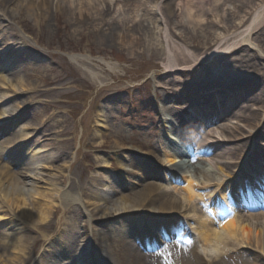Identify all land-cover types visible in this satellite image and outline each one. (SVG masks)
<instances>
[{
    "label": "rangeland",
    "instance_id": "1",
    "mask_svg": "<svg viewBox=\"0 0 264 264\" xmlns=\"http://www.w3.org/2000/svg\"><path fill=\"white\" fill-rule=\"evenodd\" d=\"M3 1L0 0V5ZM205 1L208 2V0ZM263 4L264 0H254L253 4L247 7L244 12L251 16L252 11L259 9ZM32 6L30 13L26 8V11L23 9L22 12H19L15 6L12 8L8 6L5 11L8 18L0 22V54L1 51H6L3 58L0 57V76L3 75L2 81L5 79L4 83L0 81V99L2 95L3 98L6 95V103H11L5 105L4 108L21 111L19 119L14 121L12 128L6 132H2L4 125L1 122L0 148L2 147V151L7 152V155H12L13 151L20 150V148L25 149L28 153L22 154V157L27 162H30L32 150H40L37 155L38 163L31 168L36 177L28 175L27 178L30 180H42V184L47 185L43 179L51 178L44 172L46 171L44 167L47 166V163L52 162L54 164H52L51 172L56 176L53 179H56V182L61 181L60 187L63 191L73 192L79 196V193L84 192L87 188L92 189L91 185L89 187L86 185L91 177L97 179L105 173H110L114 175V178L124 179V174L132 171L130 162L133 157L131 156L130 161L122 163L116 161V157L120 159L133 152L141 158L135 161L139 166L147 163L149 167L153 166L160 172L162 170L164 180L152 183H156V187H161L164 191L172 192V186L167 180L170 175L166 171L169 168L160 163V158L155 159L154 165H152L149 153L151 150L155 151L154 145L158 146L161 141L164 142L163 139H167L165 143L171 140L168 133L158 129V127H162L160 121L162 110L166 109L167 111V109L178 107L191 108L192 106L194 110L198 111V105L193 103L195 100H189L190 92L186 91V86L191 89L196 88L198 100L210 101L209 110L215 108L220 101L215 98L216 93L225 96L234 95L232 93L239 89L245 92L241 103L246 102L247 104L241 106L250 108V105L254 104L256 108L262 110L258 118L261 119L263 116L264 71L258 62L252 60L251 57L255 56L253 51L245 49L236 55L230 53L227 55L226 61L220 60V62L219 60L215 61L213 56L210 62L197 64L194 70L177 71L181 82L179 85L170 83L167 86L166 69L162 65L164 51L158 47L149 48L142 39L143 35H137L134 31L133 35L131 33L128 35L124 31L123 24L117 26L114 23L111 26H101L110 37V39L102 40L101 37L104 35L101 36V32L99 34L88 33L92 30L86 29L91 27H72L65 20L69 16L73 18L72 15L75 16L76 12L67 13L62 17L55 16V12L51 10L49 15H44L45 18H41L40 11L43 13V10L39 11L35 5L33 9ZM92 18L94 20V16ZM143 19L145 20L146 17L141 15L137 20L144 23ZM234 19H236L234 23L238 24L239 18ZM138 21L129 24L130 29L133 26H138L135 25ZM262 25L264 28V22ZM206 28L208 29L205 32L187 33L183 42L195 54H198L199 59L209 52H214L217 49V43L220 42L218 37L221 36V33L219 35V32L222 31L221 28H214L211 25H207ZM229 31L234 30L231 27ZM176 33L180 34V32ZM25 35L29 38L25 39ZM254 39L264 46V31L257 32ZM102 41H106V43ZM74 54L81 55L79 57H84L83 59L86 58L85 56L91 59L89 62L81 61L83 59L75 62L65 57V55ZM107 64L114 67L115 70L112 72ZM83 68H87L97 76L92 77L90 72ZM227 79L229 82H226ZM15 82L23 88L22 92L12 87ZM10 96L18 98L12 100ZM172 98L183 99V103L180 101L181 105H175ZM1 105L3 107L0 100V107ZM236 108L237 104L231 106L229 113L235 112ZM22 115L24 116L22 117ZM168 115L167 113L166 117ZM262 126H264V118ZM262 128L260 127L256 133L257 139L259 138L261 141L264 140ZM21 131L30 135V140L24 145L18 141V138L24 135ZM10 145L13 146L8 148ZM28 147H31L32 150H28ZM249 148L250 146L247 147V151ZM254 151L260 154L257 148H252L250 155H253ZM155 154L159 153L155 151ZM105 155L110 159H105ZM231 155H237L236 151ZM261 159L262 157H259L256 161L264 163V160ZM105 160L110 162V165ZM8 161L10 164L4 159L0 160V167L14 171L20 182L23 181L22 179H26L20 178L19 174L15 172L20 171L23 166L16 165L11 160ZM22 171H24L22 174L26 175L27 172ZM79 185H83V187L80 189ZM45 188L47 189V187ZM125 188L126 190H122L118 187V190L123 194L112 199L117 206L128 201L130 204L137 197L135 193L138 188L135 189L136 192L130 189V186L128 188V185ZM102 191L104 194H110L108 189L102 188ZM58 200L60 201V199ZM82 200L85 199L82 198ZM114 203L100 204L98 210L90 208L94 219H89L90 209L84 210V213L75 211L72 214L70 219L74 221L77 233L71 235L76 239L74 243L66 242L64 251L69 260L77 258L76 254L79 252L87 259L91 255L100 258L102 257L101 250L105 247L115 263L118 264L120 257L117 250L124 245L117 243L121 237L110 233L108 238L102 235L96 238L97 232L101 233L97 230L102 229L98 225L99 222H96V218L102 219L104 210L113 212ZM69 217L68 209L67 212H64L59 208L55 214L51 213L48 222L41 223L45 225L40 228L42 232L35 230L27 232V235L31 234L27 237L30 238V244L26 246V253L30 252L37 238L43 240V234L50 236L51 240L57 239L61 231L66 228L65 224ZM160 220L158 219L157 222ZM16 222V228L20 226L18 230H21L19 221ZM167 222L176 225L175 238H178L179 241L184 240L187 247L182 250L180 255H175L170 248L164 246L168 241L156 240L160 244L158 248L153 239H146L145 244L148 243L147 249L151 257L148 260L144 257L146 260H143L144 264H155L162 260L169 264H192L188 251L190 249L196 250L200 257L199 260L196 259L197 264H210L204 257L203 250L205 248L200 237L194 234L195 241H192L190 230L186 228V225H182L184 232H181L178 229L177 221L171 220L170 222L168 220ZM108 224L113 225L112 231L122 233L125 229L126 233L132 232L137 227L128 220L127 215L124 216L122 222L123 229L120 228L122 225L115 224L114 220H109ZM152 224L150 222V225ZM108 226L105 227L110 228ZM16 228L9 232L16 231ZM153 229L157 232L155 228ZM97 239L99 240L97 241ZM49 242H43L42 247L37 245L35 256H38L39 249L42 252ZM170 243L176 246L174 241H170ZM245 247V250H239L238 246L231 247L228 254L219 260L220 263L216 260L213 263L264 264L263 257L255 260L252 255L254 250ZM177 248L179 247L176 246ZM139 251L142 253V249ZM65 258H62V261ZM4 259V256L3 258L0 256V261ZM99 262L102 264V258Z\"/></svg>",
    "mask_w": 264,
    "mask_h": 264
},
{
    "label": "bare ground",
    "instance_id": "2",
    "mask_svg": "<svg viewBox=\"0 0 264 264\" xmlns=\"http://www.w3.org/2000/svg\"><path fill=\"white\" fill-rule=\"evenodd\" d=\"M253 1L4 0L2 5H0V21L8 18V16H5V11L8 6L10 8L15 6L19 12H22L23 9L26 11L27 9V12L30 13V10H32L31 6L33 5L32 7L34 9L35 5L39 11L40 9L43 10L44 14L40 11L41 18H45L44 15H49L51 10L55 12V16L62 17L66 16L67 13L76 12L77 14L75 16L72 15L73 18L68 15L69 18L65 20L72 27H91L86 29L92 30L88 31V33L95 32L99 34L101 32V36L104 35L101 37L102 40L110 39L109 34L101 27L102 25L111 26V24L116 23L118 26L123 24L124 31L128 35H133L134 32L137 35H143L144 38L142 39H144L143 41L146 42L149 48L153 49L158 47L164 51L162 65L166 69L165 79L168 80L166 85L169 86L170 83L179 85L181 82L177 74L179 70H194L197 64L210 62L213 56L215 61H226L228 54L233 53L236 55L245 49L254 52L255 56L251 57L252 60L258 62L264 71V46H261L254 39L257 32L264 31L262 25L264 22V4L259 9L252 11L251 16L244 12L247 7L253 4ZM141 15L146 17L145 20L143 19L144 23L137 20ZM93 16L94 20L92 18ZM234 18H239L238 24L234 23V20H236ZM133 21H138L135 24L138 26H133L130 29L129 24H132ZM207 25H211L214 28H221L222 31L219 32L221 36L218 37L220 42L217 43V49L214 52H209L203 55L204 57L202 59H199L198 54H195L183 42L187 33H192L193 31L205 32L208 29L206 28ZM231 27L234 31H229ZM176 32H180V34L178 33V35ZM102 42L106 43V41ZM5 54L6 51H1L0 57L3 58ZM69 58L75 62L83 59V57L75 56H70ZM81 61L89 62L90 59L87 58ZM107 66L112 72L115 70L109 64ZM84 69L90 72L92 77L97 76L87 68ZM2 76H0V81L4 83L5 79L2 81ZM229 79L226 82H229ZM18 84L15 82V85L12 87L22 92L23 88ZM186 91L190 92L188 96L189 100H195L193 103L198 104L201 112L207 110L210 103L206 102V105L202 100L196 98L198 95L196 88L191 89L189 86H186ZM232 94L234 95L228 94L225 96L216 93L215 98L220 100L218 104H223L220 105L221 107H215L216 110L214 112H208L209 116L202 118L205 119L204 123L209 124V132L205 137L206 142L200 146L209 145L210 148L204 149L202 152L199 150L196 157H200L204 162H193L190 159L193 157L189 153H183L182 149L176 147L173 143H165L167 141L166 138L158 146L154 145L155 151L159 154H155L153 150L149 153L152 165H154L155 159L160 158V163L169 168L166 172L170 175V179L167 177V180L172 186L171 189L174 193L164 191L161 187H156V183L152 182L163 180L162 175L164 173H162V170L160 172L159 169L153 166L149 167L147 163L140 164L139 166L135 161L141 158L133 152V154H126L120 159L116 157V161H119V163L128 162L131 156L133 157L130 162L132 171L124 174L125 180L114 178V175L105 173L97 179H90L86 185L88 187L91 185L92 189L87 188L84 192H80L78 196V194L73 192L63 191L60 187L61 181L56 182V179H53L56 176L51 172L53 170L52 164H54L52 162L47 163V166L44 167L46 170L44 172L51 178L48 180L43 179L47 182V185L42 184V180L35 181L27 178L28 175L36 177V174L31 168L38 163L37 155L40 153V150L33 151L31 147H28V150H32V155L29 158L30 162H27L22 157V154L28 153L25 149L22 148L23 150L13 151L12 155H7L8 153L3 152V148L1 147L0 160L4 159L8 164H10L8 160H11L16 165H22L23 168L15 172L19 174L20 178L24 177L26 179H22L23 181L20 182L17 175L14 174V171H8L0 167V221H3L0 222L2 226L0 228V255L5 257L4 260L0 261V264H63V261H65V264L92 263L81 252L76 254L77 258L74 257V259L72 258L73 260H69L65 255L66 242L74 243L76 239L71 235L75 234V232L77 233L74 221L70 218L75 211L84 213V210L87 211L90 208L98 210L100 204L106 202L114 203L112 199L115 196L123 194V192L118 190V187L126 190L125 186L127 185L128 188L130 186V189L134 191L138 188L136 189L137 193H135L137 195L135 201H132L130 204L129 201L123 202L118 206L115 202L113 212L104 210L102 211V219L96 218V222H99L98 225L102 228L97 230L101 233L97 232L96 238L101 235L108 238L110 233L121 237L117 243L124 245L121 249L117 250L120 257L118 264H143L144 257H151L150 254H145V252H149L144 251L148 249L144 248L142 239L139 242L142 248L135 244L134 236L139 237V229L143 228L142 226L135 228L137 230L136 232H138L136 234L133 232L134 230L126 233V229L124 233L112 231L113 225L108 224L109 220H114L115 224L122 225L125 215H132V217H128V220L135 225L144 222L145 217L148 219L150 217H156L152 220L157 229L161 228V222L166 223L172 233L175 228L174 225L167 222L168 220L171 222V220H178V218L185 217L191 219L196 226L197 235L204 244V257L210 264H214V260L219 262L223 256L228 254L231 247L236 246H247L249 249L254 250L252 255L255 260L264 258V165L260 161H256L259 157H262L261 160H264V140L262 139L261 141L256 136L257 130L260 127H263L262 130L264 133V126H262L264 112L262 114L263 116H261L262 118L259 119V114L262 111L261 108H256L254 104H251L252 106L250 105V108L241 106L246 104V102L241 103L245 94L244 91L238 89ZM5 96L3 98L2 95L0 99L3 104V107L2 105L0 107V124L1 122L5 124L2 132H6L12 128V125L7 120L11 121L15 117L13 121H16L21 114V111L4 108L5 105L11 103H6ZM10 97L12 100L18 98ZM172 101L176 105H181L180 101H183V99L177 100V98H172ZM234 104H237L235 112H232L234 115H226L230 107L234 106ZM167 113L164 110L163 115L165 116ZM192 117H194V114L189 112L183 120L181 118V122L177 127H172V134L175 137L187 140L191 144L195 138L197 140L195 134L199 130V124L196 125L197 122ZM255 122L256 124H254ZM21 132L24 135L19 137L18 141L24 145L30 135L24 131ZM242 132L247 134L244 135ZM221 134L222 137L218 139L217 135ZM12 146L10 145L8 148ZM248 146L250 148L247 151ZM252 148H257L260 154L254 151L253 155L248 157ZM234 151H236L237 155H231ZM158 155H161V157H158ZM239 156L241 157L239 158ZM104 158L110 159L107 155ZM105 162L110 165V162L106 160ZM240 166H245V169L251 172V176L257 178L255 180H262L260 187L263 188V191L254 193L258 199L256 204H252L251 202L247 204L243 198L237 195V189L240 185H243L242 187L245 185L242 178L234 179L233 176L235 170L240 168ZM22 170L27 172H25L26 175L22 174L24 172ZM176 173H178L179 177L176 176ZM243 177H246V175ZM148 178L152 181H148ZM82 187L83 185H79L80 189ZM102 188L108 189L110 194H104ZM247 188L248 183L245 185L244 192L241 193L246 194ZM231 193H235L233 195V201L230 199ZM82 198L85 200H82ZM246 201H249V198ZM199 202H202V207L200 205L197 206ZM59 208L64 210V212H67L68 209L70 213V217L65 224L66 228L62 231L60 237L55 240H51L50 236L43 234V240L45 242L50 241L48 243L49 246L42 256L34 258L37 245L39 246V241L42 240L37 238L30 252L26 253V246L30 244V238H27L30 236V233L27 235V232L31 230L38 231V227H44L45 225L41 223L48 222L51 213L54 212L55 214ZM142 214L145 216L143 217ZM176 216L178 218H175ZM164 217H167L165 222H157L158 219L162 220ZM16 219L21 225V230H18L20 226L16 228ZM89 219H94L91 209ZM15 228L16 231L9 232ZM120 228L123 229L124 226L122 225ZM141 231H146V229H141ZM143 236L146 237L147 235ZM154 236H159L161 240L164 239L162 231L158 235L154 234ZM97 241L96 244L98 245ZM139 249H142L143 252L141 253ZM101 251L102 257L100 258H102V264H117L107 248L103 247ZM195 254L190 258L192 264H197L196 259H199L198 255L196 254V256ZM56 255L58 256L55 257ZM61 257L66 258L62 261ZM100 258L98 256L96 259L97 263H100ZM156 264H165V262L160 261Z\"/></svg>",
    "mask_w": 264,
    "mask_h": 264
}]
</instances>
